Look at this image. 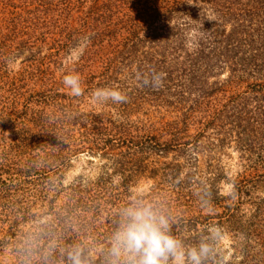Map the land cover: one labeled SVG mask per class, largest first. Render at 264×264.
Segmentation results:
<instances>
[{
  "label": "rangeland",
  "instance_id": "1",
  "mask_svg": "<svg viewBox=\"0 0 264 264\" xmlns=\"http://www.w3.org/2000/svg\"><path fill=\"white\" fill-rule=\"evenodd\" d=\"M152 69L161 87L143 84ZM99 87L128 99L94 103ZM263 109L264 0H0V264H68L74 246L103 264L133 197L188 245L219 226L208 264H264Z\"/></svg>",
  "mask_w": 264,
  "mask_h": 264
},
{
  "label": "clouds",
  "instance_id": "2",
  "mask_svg": "<svg viewBox=\"0 0 264 264\" xmlns=\"http://www.w3.org/2000/svg\"><path fill=\"white\" fill-rule=\"evenodd\" d=\"M209 21H213L209 19ZM218 23V21H216ZM90 37L80 38L70 51L75 61L82 57L90 44ZM141 79V75L139 76ZM164 73L152 69L142 77L143 84L158 88L163 84ZM62 83L70 95H84L79 74L63 76ZM94 103L126 102V92L117 87H99L91 92ZM59 139H63L57 134ZM219 226H210L206 235L196 244L188 245L173 232V220L168 212L155 202L133 197L119 209L115 228L103 256V264H208L214 257V244L222 238ZM68 264H94L91 250L74 246L67 251ZM214 264H224L223 257Z\"/></svg>",
  "mask_w": 264,
  "mask_h": 264
},
{
  "label": "trees",
  "instance_id": "3",
  "mask_svg": "<svg viewBox=\"0 0 264 264\" xmlns=\"http://www.w3.org/2000/svg\"><path fill=\"white\" fill-rule=\"evenodd\" d=\"M258 8V7H256ZM160 10L154 13H151L150 12L148 13L146 11V15L144 16H141V18H143V20L140 22V20H135L136 22H134L133 25H130V27L132 28L131 29V32L133 34V36L131 37L132 39V43H135L138 39H139V30H148L149 26H147L148 24V21H152V22H155L157 20H160L158 19V17H156L155 15L157 14L158 16H160ZM159 12V13H158ZM139 13H137L138 15ZM147 17V20H144V18ZM150 24V23H149ZM152 26V25H151ZM128 30V29H127ZM129 31V30H128ZM151 32L155 31V27H151V29L149 30ZM156 39V38H155ZM192 66H193V72H197L198 69H201L202 67H204L205 69L209 68V64H210V60H211V53L210 51L207 52V47H203L202 45H199V47L197 48V50L192 54ZM191 60V61H192ZM264 112V109L262 110ZM254 119V117H252ZM250 120V118H245L243 122H245V124H247L245 126V130H247V128L249 127L248 126V121ZM257 120L254 119V123H256ZM253 123V125H254ZM262 124V122L260 123ZM252 125V126H253ZM249 131H253V130H250ZM262 251L264 253V247H262Z\"/></svg>",
  "mask_w": 264,
  "mask_h": 264
}]
</instances>
